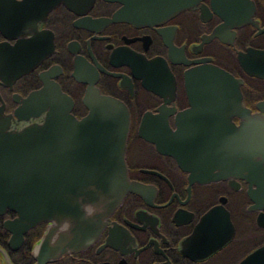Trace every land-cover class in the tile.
<instances>
[{"label": "flooded vegetation", "instance_id": "flooded-vegetation-1", "mask_svg": "<svg viewBox=\"0 0 264 264\" xmlns=\"http://www.w3.org/2000/svg\"><path fill=\"white\" fill-rule=\"evenodd\" d=\"M246 3L241 25L212 0L205 10L136 25L108 23L124 8L111 0H0V123L9 132L33 124L18 119L20 101L46 82L72 99L77 119L98 89L130 112L126 161L131 181L145 188L127 195L93 245L44 262L51 223L30 225L1 207L0 264H264V169L257 174L238 152L218 180L198 181L155 143L193 111L186 76L203 65L229 73L245 107L264 115V0ZM19 64L33 69L15 79Z\"/></svg>", "mask_w": 264, "mask_h": 264}, {"label": "water", "instance_id": "water-1", "mask_svg": "<svg viewBox=\"0 0 264 264\" xmlns=\"http://www.w3.org/2000/svg\"><path fill=\"white\" fill-rule=\"evenodd\" d=\"M111 1L124 8L108 23L159 25L188 9L205 10L204 0ZM246 5V0H212L214 10L232 25L249 19L240 11ZM21 65L15 79L33 69ZM186 85L195 107L180 115L176 131L159 132V151L198 181L218 180L224 167L240 159L238 152L260 174L264 115L245 107L236 80L216 66L203 65L187 74ZM20 103L18 119L34 122L17 132L0 123V208L17 211L30 225L51 223L40 245L44 262L93 245L127 195L145 188L129 176L131 116L124 103L90 88L84 99L88 113L77 119L72 99L51 82ZM234 116L242 119L240 128L234 126Z\"/></svg>", "mask_w": 264, "mask_h": 264}, {"label": "clouds", "instance_id": "clouds-1", "mask_svg": "<svg viewBox=\"0 0 264 264\" xmlns=\"http://www.w3.org/2000/svg\"><path fill=\"white\" fill-rule=\"evenodd\" d=\"M87 211H88V214L91 215L93 212V209L91 207H88Z\"/></svg>", "mask_w": 264, "mask_h": 264}]
</instances>
